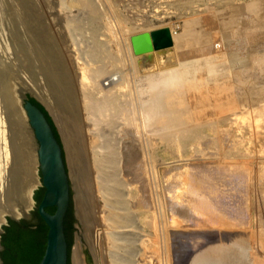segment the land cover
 <instances>
[{"label": "rangeland", "instance_id": "1", "mask_svg": "<svg viewBox=\"0 0 264 264\" xmlns=\"http://www.w3.org/2000/svg\"><path fill=\"white\" fill-rule=\"evenodd\" d=\"M35 1L41 24L46 20L41 28L57 43L70 82L78 90L87 134L124 125L111 136L125 137L110 146L120 154L115 168L118 197L128 209L123 211L128 215L124 225L133 224L130 230L124 227L131 232L125 231V243L118 249L120 264H264V0ZM11 3L16 0H0V46L9 51L14 36L4 8ZM166 27L172 34L171 46L135 52L134 36ZM111 68L119 71L114 77L119 75L118 87L127 90L130 112L122 109L125 122L108 110L101 112V132L84 105L88 99L97 108L112 101V93L101 91L107 80L101 73ZM155 71L161 72L148 76ZM35 73L22 71L21 79L12 80L22 115L36 150L21 102L25 93L47 113L63 146L68 173L62 131L55 120L58 106L50 98L53 92L49 85L46 88L45 76ZM244 104V111L237 107ZM121 142L132 148L133 171L126 168ZM36 158L38 175L37 154ZM41 190L39 181L35 193ZM94 227L96 233L86 229L85 239L93 264H99L93 252L101 235L97 223ZM103 255L106 264L115 263L110 247Z\"/></svg>", "mask_w": 264, "mask_h": 264}, {"label": "bare ground", "instance_id": "2", "mask_svg": "<svg viewBox=\"0 0 264 264\" xmlns=\"http://www.w3.org/2000/svg\"><path fill=\"white\" fill-rule=\"evenodd\" d=\"M33 1L35 0H16L15 4L11 3L9 6H7L8 9L4 8L6 10V12L5 10L4 12L10 15V16L8 15L11 20L9 24H11L12 28L9 29L11 30V33L16 40H13L14 38L11 40L14 44V45L12 44L13 47H10V45H8L10 51L8 50L7 47L3 48L0 46L1 47L0 48L1 51L0 52V57H1V61H0V235H1V229H3V225L7 222V217L9 215L20 217L22 209L27 212L32 207V196L34 190L36 189V186L39 184V178L36 169L37 158L34 152V148H33L34 146L32 144L33 142L32 133L29 129H27L25 119L22 115L20 98L12 82L13 79L19 80L20 73L22 71L23 73L25 72L26 74L27 73L31 74V72L33 73L37 72L38 74L40 73L41 75L43 74L47 79L46 81H48V83L46 88L47 87L49 88L50 86V88L52 89V90L50 89L51 92H53L52 97H50L51 95L49 96L46 95V96L52 98V100L55 101L54 106H58L57 110L59 112L60 117L58 116L59 119L55 118V120H57L58 124H60L59 129L60 131H62L61 135L63 136L62 140L64 141V146L67 156L66 158L69 168L68 171L69 180L71 179L73 182H76V177L79 178V188L85 195L86 205L82 202L76 201L78 211L82 215V219L87 220V223H92L93 225L97 223L99 226L98 234L101 235V240L98 239L99 241L98 245L94 246L97 248L96 249L93 248L94 250H97V252H93L95 256H98L95 259L96 260L98 259L99 264H106L108 260L106 259V256L103 255V252L105 248L109 249L110 247L113 256L112 260L116 264L117 263L120 264L122 257L120 255L121 252L118 249L123 248L122 243L124 242V235H126L125 231L128 232L130 228L133 226V224L131 227L128 228L129 224L127 223L128 225L126 224V227L129 230H126L127 228L125 227L124 224L126 223V220L128 221L127 219L128 215H126L125 212L124 214L123 211L126 210L127 207L123 204V201L119 199L120 195L118 197V192H117V186H118L117 184H119L120 181L117 178L119 172L117 173L115 165L117 163L116 157L118 156L119 153L117 154L116 152L117 148L111 149L110 146L116 147L115 144L118 142L120 143V140L123 138L124 135L122 136V138L118 139L119 141L117 140V137L113 138L111 135L121 130L124 125L123 126L121 125V129H119V125L121 123L120 124L118 123L117 125L115 124L113 127H110V129L106 128L108 131L105 133H99V134L96 133V135L87 134V130L85 127L86 125L84 126L85 123L84 116L82 119V115H80V109L83 103L80 101L81 99L78 94V90L76 91L74 85H72V83L70 82V77L66 73L67 66L64 63L63 56L61 55L60 51L57 49V46L55 45L57 43L54 42V39L48 35V32H44L42 30L43 28L41 27L43 26V24L44 27H46V23H45L46 20L43 24H41L44 20L43 19H42L43 21L41 20V15L39 17L38 10H40V8L38 9L37 8L38 3L37 5H35L36 1L35 2ZM8 16L6 17L8 18ZM24 34H27V36H29L31 39H28V37L25 36L28 40L27 39L23 40ZM17 39H22V40H17ZM170 48H167V50ZM10 60H11V64L9 63ZM97 66H95V68ZM91 68L92 67H90V69ZM84 69L82 68V70ZM29 70L31 72H28ZM118 72L119 71L117 69L111 68L110 70H107L105 73L104 72L101 73L102 75L105 76V78H107L105 82H102L103 87L102 88L100 87L101 91H103L107 96L109 93L113 94V95L110 94L109 96V98L112 97L111 102L110 100H108V103L106 104L103 103L101 105L99 103L100 100L97 98L99 100L98 104H100V107L98 106L97 108L94 107V105H92L91 107L90 106L91 101L93 100H89V99H88L89 101L86 100L87 106L84 105L85 108L87 107L88 110L90 111V114H87V117L89 118L91 117L93 119V123L94 125H97L98 131L103 130L104 126L103 127L99 126L100 124L98 123V118L101 117L100 114H102L105 110L106 111L108 110V112H110L108 113L110 114V116L112 117L118 116V118H120L124 122L127 121L126 114L123 112V110L124 111L127 110L128 113L130 112L129 111L130 101L129 99L128 100L126 99L127 90L125 91L124 89L118 87L120 82H122L120 80L118 81L119 75L118 77H114V74ZM159 72L161 71H155L148 76L153 78L155 75L159 74ZM26 74L25 76H27ZM38 80L40 81V78ZM256 80H257V73L254 75V81ZM27 81L29 80L27 79ZM31 81L33 83L34 79ZM22 82L23 81H21L20 84H22ZM105 84H107V86ZM86 88L88 89V87ZM86 91L83 92L86 93ZM89 91L90 90H88V92ZM98 91H100V89ZM42 92L45 93V90ZM49 92L47 91L46 93L48 94ZM98 94L99 92H97V95ZM100 94L102 93L100 92ZM126 101L128 102L126 103ZM52 102L53 101L50 100V103ZM117 102H119L120 104L118 105ZM93 104H96V106L98 105L97 103H93ZM245 104L244 106L239 105L237 107H241V106L245 107ZM51 106L48 105L49 109L51 108ZM89 107H91L92 109L95 108V111L89 109ZM54 109H55L54 107L53 110L51 108L52 111H56ZM239 109L237 108V110ZM238 116H240L239 118L241 119L240 112ZM101 118L103 119V116ZM243 118L245 117L243 116L242 120ZM107 122H105V124H107ZM127 126L125 127L128 129L129 127ZM95 127L96 126H94V128ZM91 130L93 131V128H91ZM123 134H127V133L124 131ZM114 140H117L115 144H113ZM122 145H124V143ZM122 149H120L122 150V154H125L128 160L126 163V168L128 171L131 170L133 171L134 165L132 161L129 160V156L132 148L130 147V145L129 146L124 145ZM109 154L111 156V159H109L110 157L107 156ZM106 156L108 158H105ZM105 159L108 160L105 161ZM131 160L134 159H132L131 157ZM120 209L122 210L119 211ZM123 218H125V220H123ZM130 232H128V234H130ZM103 234H108V236L106 235V240L105 238L103 240L102 237ZM87 235H89V233ZM126 241L128 242V239ZM143 243H145L144 240ZM92 244L91 246L93 247ZM140 247L141 249H144L142 245H140ZM146 248L147 247H145V250ZM142 253L144 254V252Z\"/></svg>", "mask_w": 264, "mask_h": 264}, {"label": "water", "instance_id": "3", "mask_svg": "<svg viewBox=\"0 0 264 264\" xmlns=\"http://www.w3.org/2000/svg\"><path fill=\"white\" fill-rule=\"evenodd\" d=\"M172 43V34L167 27L133 37L134 50L138 54L168 47ZM21 102L37 144L34 151L38 155V178L42 190L36 193L34 190L32 211L22 209L20 217L9 215L7 225L10 227V220L22 223L31 219L37 211L48 225L45 251L38 264H93L85 235L86 229L94 234L96 229L92 223L82 222V215L75 203L79 201L86 205L85 195L79 188V178L76 177V182L69 181L63 146L47 113L25 93H21ZM52 207L53 211L50 210ZM6 232V228L1 229L0 248ZM17 232L12 231V234L17 235ZM40 233L37 237L39 241ZM17 239L15 246L8 249L12 264H32L31 261L37 256L33 248L36 238L28 240L24 235H18Z\"/></svg>", "mask_w": 264, "mask_h": 264}, {"label": "trees", "instance_id": "4", "mask_svg": "<svg viewBox=\"0 0 264 264\" xmlns=\"http://www.w3.org/2000/svg\"><path fill=\"white\" fill-rule=\"evenodd\" d=\"M10 224H11L10 227H6L7 232L3 234V242L8 247H12V246H15L14 244L17 243L18 235H24V237H27L28 240L36 238V244L34 245L33 248L35 249L34 254L37 252V256L31 262H32V264H38L40 262L42 256H43V254H44V251H45L48 225L44 222V220L41 217H40V222L35 229L20 228L14 220H10ZM16 230H18L19 233L17 232V235L12 234V231H13V233L14 232L16 233ZM39 233L41 234L40 235V238H41L40 241L37 239Z\"/></svg>", "mask_w": 264, "mask_h": 264}, {"label": "flooded vegetation", "instance_id": "5", "mask_svg": "<svg viewBox=\"0 0 264 264\" xmlns=\"http://www.w3.org/2000/svg\"><path fill=\"white\" fill-rule=\"evenodd\" d=\"M53 208L54 207L50 208V210H52ZM39 222H40V215L38 214L37 211H35L31 219L23 220L22 223L16 222V224L20 228L35 229L38 226ZM1 242L3 246L0 248V264H12L11 262L12 260H10V254L8 252L9 247L3 242V238Z\"/></svg>", "mask_w": 264, "mask_h": 264}]
</instances>
